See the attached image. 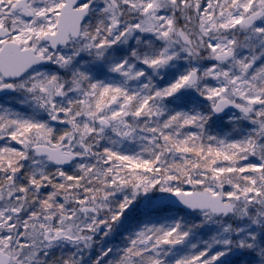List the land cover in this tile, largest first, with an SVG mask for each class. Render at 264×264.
Instances as JSON below:
<instances>
[{
	"label": "snow or ice",
	"instance_id": "6c2138e0",
	"mask_svg": "<svg viewBox=\"0 0 264 264\" xmlns=\"http://www.w3.org/2000/svg\"><path fill=\"white\" fill-rule=\"evenodd\" d=\"M0 93V264H264V0H0Z\"/></svg>",
	"mask_w": 264,
	"mask_h": 264
},
{
	"label": "trees",
	"instance_id": "16d2710c",
	"mask_svg": "<svg viewBox=\"0 0 264 264\" xmlns=\"http://www.w3.org/2000/svg\"><path fill=\"white\" fill-rule=\"evenodd\" d=\"M17 147H18V146H17ZM135 147H136V150L139 151V150H138V149H139V146L136 145ZM186 187H187V186H186ZM189 188H190V187H187V190H189ZM136 215L139 216V215H140V211H137ZM206 238H208V233H206V232H204V231H201L200 234L197 236L196 241L199 242V241H201V240H203V239H206ZM118 239H119V238H117V241H114V242H118ZM178 247H180V246H178Z\"/></svg>",
	"mask_w": 264,
	"mask_h": 264
},
{
	"label": "flooded vegetation",
	"instance_id": "af4514ba",
	"mask_svg": "<svg viewBox=\"0 0 264 264\" xmlns=\"http://www.w3.org/2000/svg\"><path fill=\"white\" fill-rule=\"evenodd\" d=\"M5 98V96H0V101L3 100Z\"/></svg>",
	"mask_w": 264,
	"mask_h": 264
},
{
	"label": "rangeland",
	"instance_id": "374dc122",
	"mask_svg": "<svg viewBox=\"0 0 264 264\" xmlns=\"http://www.w3.org/2000/svg\"><path fill=\"white\" fill-rule=\"evenodd\" d=\"M4 99H5V98H4ZM4 99H3V100H4ZM3 100H1V101H3ZM0 143H3V142H0ZM17 146H18V145H17ZM138 150H139V149H138ZM189 190H191V188H189ZM138 211H140V210H138ZM196 242H198V241H196Z\"/></svg>",
	"mask_w": 264,
	"mask_h": 264
},
{
	"label": "water",
	"instance_id": "95a60500",
	"mask_svg": "<svg viewBox=\"0 0 264 264\" xmlns=\"http://www.w3.org/2000/svg\"><path fill=\"white\" fill-rule=\"evenodd\" d=\"M6 94H2V93H0V96H5Z\"/></svg>",
	"mask_w": 264,
	"mask_h": 264
}]
</instances>
